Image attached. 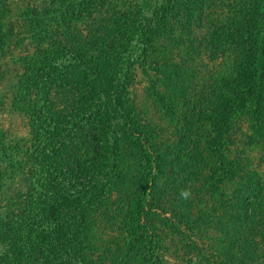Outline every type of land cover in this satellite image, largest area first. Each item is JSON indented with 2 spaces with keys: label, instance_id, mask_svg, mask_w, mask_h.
Instances as JSON below:
<instances>
[{
  "label": "rangeland",
  "instance_id": "obj_1",
  "mask_svg": "<svg viewBox=\"0 0 264 264\" xmlns=\"http://www.w3.org/2000/svg\"><path fill=\"white\" fill-rule=\"evenodd\" d=\"M69 1L0 0V139L8 145L25 143L22 152L9 153L10 160L0 165V222L26 206L29 178L34 177L29 162L43 145V139H37V128L53 129L46 121L48 116L75 113L84 97L97 101L103 92L108 95L114 88L108 85L113 76L109 69H105L106 74L110 72L108 78L97 70L77 74L69 82L37 83V77H46L45 72L52 69L48 63L53 47L77 53L86 39L91 41L90 48L106 43L100 47L112 52L116 34L117 42L136 36L134 22L141 16L136 0H91L84 8L69 6ZM200 2L206 9L199 16L203 23L191 25L186 5L179 3L170 25L154 33L156 44L148 64L141 62L132 70L129 104L141 125L152 124V143L166 157L162 165H152L140 143L123 144L128 173L112 195L97 203L82 247L73 250L89 264H148L150 259L159 264H198L209 257V243L211 263L218 264L216 256L229 246L213 233L221 226L224 231L230 226L233 235V227H241L244 220L248 239L244 237L242 251L252 253L251 242L260 250L259 255L264 254V111H259L257 104L249 110L240 109L242 113L226 135L228 143L214 144L210 152L209 139L212 142L216 132L213 126L209 129L207 120L209 92L219 87L231 91L238 71L245 76L250 71L252 51L243 44L241 35L251 30L240 33L244 8L250 0ZM218 41L222 44L216 45ZM219 69L228 71L229 76L216 77ZM100 78L107 85L99 95L90 83L96 84ZM196 148L200 152H195ZM216 152L228 157L226 166L239 165L238 174L232 168L223 176L234 181L230 185L234 191L251 186L252 191H261V208L253 204V210L248 211L250 218H246L247 206H243L246 197L238 206L220 197L223 184L210 175V170L221 164L211 156ZM15 163L20 169L11 168ZM134 177H141L139 185ZM249 180L253 182L247 183ZM143 200L147 203L141 211L137 205ZM193 203H199L203 213L192 210ZM183 205L193 217L208 224L210 220L212 226L202 222L195 235L192 228L181 225ZM214 210L220 215L217 222ZM196 242L202 251L195 249Z\"/></svg>",
  "mask_w": 264,
  "mask_h": 264
},
{
  "label": "trees",
  "instance_id": "obj_2",
  "mask_svg": "<svg viewBox=\"0 0 264 264\" xmlns=\"http://www.w3.org/2000/svg\"><path fill=\"white\" fill-rule=\"evenodd\" d=\"M90 1L70 0L68 4L84 8L90 4ZM136 1V9L141 15L139 21L134 22L136 36L131 39H120L117 42L116 34V43L111 44L112 52L101 48L105 47L106 43L90 48L88 44L91 41L86 39L77 53L62 47H53V50L51 48L54 55L48 66L52 65V69L45 72L46 77H37L39 79L37 83L44 80L52 83L69 82L70 77L83 72L94 73L99 70L105 73V69H109L113 72V76L109 77L110 72L105 73L104 76L110 78L111 82L108 85H113L114 88L108 95L103 92L97 101L91 100L89 96L84 97L75 113L48 116L46 121L53 129L41 127V129L37 128L38 135L36 132L33 133L37 135L39 142L43 139L42 150L34 156V159L31 157L29 162L34 168L32 171L34 177L29 178L31 180L26 206L0 222V264H89L82 254H75L73 250L82 247L88 219L97 203L112 195L122 183L124 173H128V168L123 163L125 159L123 144L140 143L142 148L148 151L150 163L156 166L162 165V159L166 155L160 153L152 143L150 138L154 132L152 124H148V127L141 125L135 109L129 104V78L138 64L141 62L148 64L150 52L156 44L154 33L170 25L179 3L186 5L187 19L191 25L194 22L203 23L199 16L201 12L204 14L206 9L203 8L200 0ZM248 4L244 8L243 27L240 33L251 30L244 37L241 35L243 44L248 45L252 51L248 63L250 71L246 76L244 72L239 75L241 70L238 71L235 76L236 82L231 84V91H222L219 87L209 92L207 120L209 129L213 126V131L216 132V137L211 138L212 142L209 139V152L214 144L218 146L222 142L225 145L228 143L226 135L232 129L233 121L242 113L241 110L239 114L240 109L249 110L250 106L257 104L260 105L258 110L264 111L262 107L264 104V0H250ZM215 44L222 43L218 41ZM217 71L216 77L229 76L228 71L222 69ZM225 78L220 79L222 83ZM90 84L95 92L98 90L99 95L107 85L101 78L96 84L94 82ZM193 134L197 136L195 130ZM261 139L264 142V137ZM23 144L25 143L18 141L15 145H8L7 140L0 139L2 146L0 165L10 160L9 153L22 152ZM195 152L200 150L196 148ZM221 155L217 152L211 154L215 163L221 164L210 170L211 177L216 178L218 184H223L224 190L220 192V197L226 201L230 200L237 206L243 205L242 199L246 197V205L243 206H247L246 218H250L249 209L253 210V204H256L255 207H260L258 203H262L260 200L263 199V195H259L261 192L259 189L252 191V186L245 190L244 187L240 192L234 191L231 187L234 181L228 179L229 175L223 176L232 168H235L238 174L239 165L228 163L226 166L229 159L224 157V152ZM20 167L16 163L11 166L15 170ZM134 180L139 185L141 177H134ZM150 181L156 184L154 179ZM252 182L249 180L247 183ZM254 196L256 203H253ZM145 200L137 205L141 211L145 209L147 203ZM193 204L192 210L196 212L200 209L203 213L199 203ZM183 206L185 211L181 212L180 224L185 225L187 229L192 228L193 233L198 235L202 222L205 223L204 220L193 217V212L188 213L186 206ZM196 213L200 214V212ZM214 215L213 220L219 221L220 215L215 210ZM246 223L244 220L241 227H233V231L231 230L235 232L233 235L229 233L230 226L226 231L221 225V229L215 230L213 237L222 236L229 246L219 256L214 255L218 264H264V254L259 255L260 250L258 251L253 243L250 242L252 253L246 251L247 249H245L246 253L242 251L244 237L248 239ZM180 224L178 228L183 230ZM205 224L210 227L213 223L209 220V224ZM228 238L232 241H228ZM233 246H236V249H233ZM194 247L202 251L197 242ZM210 248L209 243V257L198 264H212ZM155 255L160 259L159 253ZM151 263L150 259L148 264Z\"/></svg>",
  "mask_w": 264,
  "mask_h": 264
}]
</instances>
